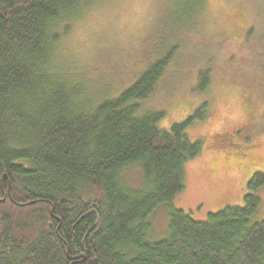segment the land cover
I'll return each instance as SVG.
<instances>
[{"label": "trees", "instance_id": "1", "mask_svg": "<svg viewBox=\"0 0 264 264\" xmlns=\"http://www.w3.org/2000/svg\"><path fill=\"white\" fill-rule=\"evenodd\" d=\"M169 1L164 19L180 24L203 5ZM94 2L0 0V264H264V220L254 217L264 171L248 177L241 205L203 220L172 204L204 142L236 157L250 148L225 130L187 132L205 101L166 126L165 109L149 106L180 39L159 31L128 83L114 69L91 72L94 85L58 55ZM191 74L189 88L205 91L208 69ZM131 167L139 185L125 178ZM159 205L167 233L153 239Z\"/></svg>", "mask_w": 264, "mask_h": 264}, {"label": "rangeland", "instance_id": "2", "mask_svg": "<svg viewBox=\"0 0 264 264\" xmlns=\"http://www.w3.org/2000/svg\"><path fill=\"white\" fill-rule=\"evenodd\" d=\"M169 2L95 0L74 20L60 42L58 55L78 73L88 72L94 85L98 83L91 72L114 69L128 83L137 73V65L144 63L159 31L167 40L172 35L180 39V50L174 52L160 82V92L158 86L149 106L165 109L161 124L166 126L205 101L207 104L201 107L205 115L193 118L188 125L190 135L225 130L234 141L243 138L250 145L246 155L236 157L224 147L211 148L209 140L200 153L184 163V186L172 204L193 219L203 220L208 212L224 205H241L248 177L254 171H264V78L260 67L264 56V0H203L201 10L198 8L191 21L184 24L164 19ZM168 31H172L169 36ZM202 67L211 74L208 88L200 92L189 87L195 81L191 73ZM125 178L139 185L134 167L125 172ZM256 193L260 203L254 217L264 220V185ZM158 207L150 216V230L162 234L150 236L153 239L167 233L165 206Z\"/></svg>", "mask_w": 264, "mask_h": 264}, {"label": "water", "instance_id": "3", "mask_svg": "<svg viewBox=\"0 0 264 264\" xmlns=\"http://www.w3.org/2000/svg\"><path fill=\"white\" fill-rule=\"evenodd\" d=\"M8 187H9V185H8ZM8 190H9V188H8ZM3 200V199H2Z\"/></svg>", "mask_w": 264, "mask_h": 264}]
</instances>
